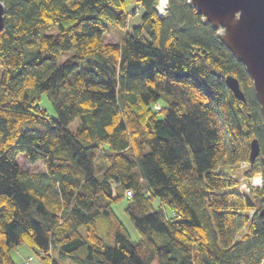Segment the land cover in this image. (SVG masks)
<instances>
[{
  "label": "trees",
  "instance_id": "16d2710c",
  "mask_svg": "<svg viewBox=\"0 0 264 264\" xmlns=\"http://www.w3.org/2000/svg\"><path fill=\"white\" fill-rule=\"evenodd\" d=\"M2 1L0 264L22 245L41 264H264V116L243 63L187 0L162 19L139 0L141 22L109 43L132 0ZM19 153L45 170H21ZM244 162L263 180L249 192L223 170ZM123 199L137 242L112 209Z\"/></svg>",
  "mask_w": 264,
  "mask_h": 264
},
{
  "label": "water",
  "instance_id": "95a60500",
  "mask_svg": "<svg viewBox=\"0 0 264 264\" xmlns=\"http://www.w3.org/2000/svg\"><path fill=\"white\" fill-rule=\"evenodd\" d=\"M190 7L201 16L203 24H209L217 37L243 63L251 77L254 95L264 116V0H187ZM5 10L0 0V33L4 27ZM225 84L240 102L246 96L239 80L229 74ZM249 159L254 163L260 154L258 139L250 144ZM264 217V209L259 211Z\"/></svg>",
  "mask_w": 264,
  "mask_h": 264
},
{
  "label": "rangeland",
  "instance_id": "374dc122",
  "mask_svg": "<svg viewBox=\"0 0 264 264\" xmlns=\"http://www.w3.org/2000/svg\"><path fill=\"white\" fill-rule=\"evenodd\" d=\"M139 0H132L130 1L129 5H128V14L131 16L129 17V23L127 24L128 27L126 28H121L115 25H109V33H106L103 35L104 41L106 43L109 42H120V40H122L123 38H125L126 34H128L130 31H132V28L134 26H137L140 22H141V16L143 15V10L141 9L140 11V15H139V11H136L138 7L137 2ZM135 8V9H134ZM129 9H134L133 11L129 10ZM59 29L57 28V26L50 28L47 33H52L55 34L56 32H58ZM71 54V51H68L62 58V60L66 59L67 56H69ZM80 67H78V69H76L73 73H71V75H69V81H72L76 75L79 73ZM1 72V71H0ZM1 75V74H0ZM41 105H43L46 110L48 111V113L52 116H56L55 115V111H54V106L51 103V100L49 98H47L46 96H44L41 100ZM159 104H155L153 106L154 109H159L158 108ZM159 107H161L159 105ZM79 120L75 119L74 121H72L70 123L69 129L70 131L75 132L79 126L78 124ZM17 159V163L20 166L21 170H26V171H32V172H40L44 169V164L42 159H40L38 162L36 163H28L27 159L25 157L24 153H19L18 156L16 157ZM247 163L244 162V164L240 163L239 165L233 167V169H229V168H223L224 171L230 173V174H234L240 181V185H239V189H241L243 192H249L250 190L249 187L252 186V184H250L254 178V180H256L257 182L260 181V175L256 174L254 177L248 178L244 175L245 172V168ZM95 166H96V170L99 171L101 170V168L104 167V164L102 162L101 158H98L95 162ZM247 169V168H246ZM253 180V181H254ZM250 181V183L248 182ZM246 183L247 188L243 185V183ZM257 186V185H256ZM127 201L125 199L118 201L117 203H114L112 205V209L114 210L116 216H118L119 219H121L122 223L124 224L125 228L128 230V232L130 233L131 236V240H133L134 242L139 241V234L137 232V229L134 228L132 222L130 221V219L127 218L126 214H125V207H126ZM254 210V209H253ZM11 256H13L14 260L16 261L17 264H23L24 260L28 259V257L32 256L33 259L30 262V264H41V259L39 257V255H37L34 251H32L29 247H27L26 245H22L20 247H16L12 250L11 252Z\"/></svg>",
  "mask_w": 264,
  "mask_h": 264
},
{
  "label": "built area",
  "instance_id": "2783aa9c",
  "mask_svg": "<svg viewBox=\"0 0 264 264\" xmlns=\"http://www.w3.org/2000/svg\"><path fill=\"white\" fill-rule=\"evenodd\" d=\"M137 5H138V7H136L137 8V10L136 11H139V15H140V11H141V9L143 10V8H142V4H141V2H137ZM169 6H170V2H169V0H156V2H155V5H154V10H155V13L157 14V16L160 18V19H162V18H165L169 13H168V11H169ZM135 9V8H134ZM134 9H129V10H131V11H133ZM155 104H159V103H155ZM160 105V104H159ZM159 105H158V108L160 109L161 107H159ZM156 110H158V109H156ZM245 163H247V162H245ZM242 164H244V163H242ZM246 166H248V163H247V165ZM253 180H254V178H253ZM252 180V182L250 183V181H248L250 184H252V186H250L249 187V189L247 188V185H246V183L244 182L243 183V185L242 186H244V188L246 187L248 190H250L251 189V187H255L256 185H257V182L254 180L253 181ZM241 190V189H240ZM242 191V190H241ZM132 190L131 189H128L127 191H126V194H125V196L126 197H131L132 196ZM254 212V210H250V213H253ZM32 257H30V258H28V259H26L25 261H24V264H30V262L32 261Z\"/></svg>",
  "mask_w": 264,
  "mask_h": 264
}]
</instances>
